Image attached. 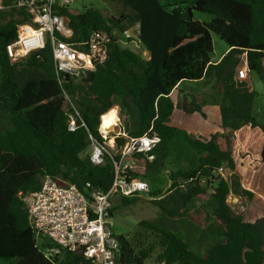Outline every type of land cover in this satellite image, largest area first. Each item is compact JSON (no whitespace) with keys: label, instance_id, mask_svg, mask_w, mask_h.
<instances>
[{"label":"trees","instance_id":"1","mask_svg":"<svg viewBox=\"0 0 264 264\" xmlns=\"http://www.w3.org/2000/svg\"><path fill=\"white\" fill-rule=\"evenodd\" d=\"M109 1L122 9L113 14L92 4L64 8L72 29L67 42L85 49L92 30L119 34L138 25L137 37L115 36L102 64L81 77L65 74L59 82L49 43L10 62L5 46L15 40L17 24L30 18L13 0H1L0 258H14L12 264H91L67 250L57 257L45 254L43 247L53 245L37 244L21 193L39 189L44 175L60 185L74 184L88 197L107 191L115 151L128 137L151 128L159 141L149 151L126 157V171L129 179L149 184L147 194L160 215L137 221L127 233L117 234L113 227L116 264H144L150 257L156 264H264V212L250 205L235 211L228 203L230 193L251 203L258 198L235 172L231 136L245 124L264 132L255 118V91L235 71L244 54L249 72L264 80V0ZM193 11L209 18H194ZM212 32L229 47L216 61L210 57ZM65 95L74 108L66 106ZM206 104L218 107L221 130L201 135L170 123L174 110L204 115ZM115 105L125 135L115 136L112 149L98 127L101 115ZM72 112L74 130L68 127ZM91 138L106 147L100 164L89 158ZM260 159L264 165V140ZM219 167L227 169L225 176ZM163 179L169 184L165 189L158 185ZM115 197L123 205L136 200L116 192L112 220ZM201 204L208 209L202 213L204 234L212 242L198 253L181 230L200 221L191 210Z\"/></svg>","mask_w":264,"mask_h":264},{"label":"built area","instance_id":"2","mask_svg":"<svg viewBox=\"0 0 264 264\" xmlns=\"http://www.w3.org/2000/svg\"><path fill=\"white\" fill-rule=\"evenodd\" d=\"M73 2L74 0H13L14 7L24 9L30 21L17 24L15 40L5 46L10 62L19 61L49 43L60 82V77L65 74L81 77L97 64H102L107 59L109 44L115 36L137 37L138 25L123 29L119 34L116 31L95 29L90 32L85 49L74 48L66 40L71 37L72 29L63 12L64 8L71 11L70 5ZM247 72V65L238 67L237 79L245 81ZM65 103L66 106L73 107L67 95ZM75 114H69L70 130L76 128ZM119 124L117 116L113 125L117 132L114 137L118 134L125 135L118 128ZM98 131L105 139V145L115 148L110 139V145L106 144L110 133H102L100 127ZM158 141L159 138L151 133V128L142 135L128 137L124 145L115 151L117 157L113 163L114 178L111 187L105 192L94 191L88 197L74 184L60 185L51 176L44 175L39 189L21 193L37 244L42 245L48 241L53 245L50 248L43 247L47 256L57 257L62 250H67L84 256L91 264H116L118 243L113 235V220L110 216L111 198L116 192L120 195L140 192L147 194L149 184L146 181L128 178L126 169L130 164L126 157L135 152L149 151ZM105 151L104 145L91 138V162L102 163ZM225 170L227 169L219 167L217 172L225 176Z\"/></svg>","mask_w":264,"mask_h":264},{"label":"rangeland","instance_id":"3","mask_svg":"<svg viewBox=\"0 0 264 264\" xmlns=\"http://www.w3.org/2000/svg\"><path fill=\"white\" fill-rule=\"evenodd\" d=\"M92 4L94 6H97L99 8H103L108 12H111L113 14L118 13L122 6L118 2H112L109 0H74V2L70 5V8L72 10H80L83 5ZM0 8H2L1 0H0ZM194 18L199 19H208L209 16L205 13H200L198 11H193ZM212 37V53L211 58L213 60H216L218 57H220L226 50L228 45L217 36L215 33H211ZM123 46L127 47H133L134 49L138 50L142 56L144 55V51H140L136 46H133L131 42H124L121 43ZM242 60L245 61V57H242ZM239 67V66H238ZM237 78V77H236ZM245 80H248L249 78V72L245 75ZM251 82L255 90L254 94V103H255V118L258 121V123L264 124V80L259 78V76L255 73H251ZM113 108H116V115L118 116L120 120V124L123 120V117L120 115L119 112V106L115 105ZM178 113V112H177ZM179 115L176 114V121H179ZM100 127V124H99ZM113 129V132H111ZM109 132L110 134L107 135L106 138V144H109V139L112 138L113 145L112 147H115V137L114 135L117 133L115 130V127ZM101 133V132H100ZM111 141V140H110ZM110 147V146H108ZM239 151V149H238ZM254 167V168H253ZM252 167V169H242L240 172V177L242 179V182L244 185L250 189H253L258 195H263L264 191V169L258 168L255 164ZM161 188H164L167 186L165 179H163L159 184ZM131 196H134L136 200L128 205H123L119 203V197H115L113 201V207L116 206L113 210V227L114 231L118 233H127L128 231H131L135 223L141 219H150L154 218L158 215H160V211L158 207L151 201L150 196L144 192H140L137 194H133ZM254 201V203H253ZM228 203L232 206V208L235 211H240L244 209V211L247 210V207L250 205L251 207L258 208L264 212V203L260 200L259 196L258 198H255L252 200V203L248 201L247 199L240 200L238 196L233 195L232 193L228 196ZM204 210H207L204 205L197 206L195 209L191 210V213L193 214V219L196 220L197 217H199L200 221L196 220L197 222L192 223V228L185 229L186 226H182L183 229L181 230V233H186L184 236L188 238V241L190 242V245L192 249L195 252L202 253L206 249L207 245L212 242V239L204 234L205 227L202 213ZM199 215V216H198ZM196 217V218H195ZM197 223V224H196ZM196 227H195V226ZM15 261L14 258H0V264H12ZM144 264H156L154 261V258H149L145 261Z\"/></svg>","mask_w":264,"mask_h":264},{"label":"crops","instance_id":"4","mask_svg":"<svg viewBox=\"0 0 264 264\" xmlns=\"http://www.w3.org/2000/svg\"><path fill=\"white\" fill-rule=\"evenodd\" d=\"M228 49L229 47H227V50L225 52H227ZM144 55L145 57L148 56L146 51H144ZM220 57H218L216 60H219ZM242 57H245V55L239 54V62L236 66V69L238 68V66L240 67L243 65H247L246 57H245V61L242 60ZM211 60L213 59L211 58ZM244 82L250 85L249 90H254V87L251 82V72H249L248 80H245ZM202 110L204 115L199 112L190 113L183 111L182 109H176L174 110L171 116L170 123L176 126H180L189 132L201 134V135H208L210 132L221 130L218 107L215 105L206 104L203 106ZM254 110H256L255 103H254ZM177 112L178 113L180 112L179 121L175 120L176 114H178ZM263 140H264V132L261 130V128L259 126H251L250 124H245L241 126L239 129L235 130L231 136V149H232L233 160L235 162V172L239 176L241 185L244 188L253 191L254 194L257 193L253 189L246 187L242 182V179L240 177V172L242 169H246V171L249 168L252 169L254 164L258 168L264 169V165L260 159V149ZM258 196L259 199L264 203V191L262 196L261 195Z\"/></svg>","mask_w":264,"mask_h":264},{"label":"bare ground","instance_id":"5","mask_svg":"<svg viewBox=\"0 0 264 264\" xmlns=\"http://www.w3.org/2000/svg\"><path fill=\"white\" fill-rule=\"evenodd\" d=\"M113 107L101 115L100 129L102 133L108 134L112 129V125H114L117 120L116 108ZM110 140V142H112V138Z\"/></svg>","mask_w":264,"mask_h":264}]
</instances>
